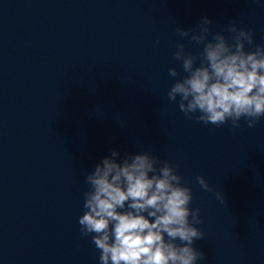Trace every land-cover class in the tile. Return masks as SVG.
<instances>
[{"label": "water", "instance_id": "obj_1", "mask_svg": "<svg viewBox=\"0 0 264 264\" xmlns=\"http://www.w3.org/2000/svg\"><path fill=\"white\" fill-rule=\"evenodd\" d=\"M203 17L264 45V0H0V264H99L78 219L84 176L113 150L183 177L197 264H264V117L204 125L167 97L177 43L203 47L176 28Z\"/></svg>", "mask_w": 264, "mask_h": 264}, {"label": "clouds", "instance_id": "obj_2", "mask_svg": "<svg viewBox=\"0 0 264 264\" xmlns=\"http://www.w3.org/2000/svg\"><path fill=\"white\" fill-rule=\"evenodd\" d=\"M211 25L203 17L195 29L176 28L181 39L203 47L194 54L177 43L180 68L168 69L174 78L168 100L204 125L231 121L236 128L243 119L255 128L264 117V45L235 22L223 32H212ZM118 157L113 150L84 176L88 190L78 224L99 251V264H197L204 253L193 242L205 234L196 227L202 223L200 209L190 207L192 190L183 177L152 152ZM196 180L203 190H213L204 176ZM216 195L223 199L221 192Z\"/></svg>", "mask_w": 264, "mask_h": 264}]
</instances>
